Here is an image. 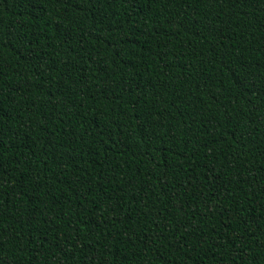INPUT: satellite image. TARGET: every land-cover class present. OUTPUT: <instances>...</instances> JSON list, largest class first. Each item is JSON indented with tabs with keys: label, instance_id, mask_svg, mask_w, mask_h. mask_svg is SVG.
Instances as JSON below:
<instances>
[{
	"label": "trees",
	"instance_id": "trees-1",
	"mask_svg": "<svg viewBox=\"0 0 264 264\" xmlns=\"http://www.w3.org/2000/svg\"><path fill=\"white\" fill-rule=\"evenodd\" d=\"M0 264H264V0H0Z\"/></svg>",
	"mask_w": 264,
	"mask_h": 264
}]
</instances>
